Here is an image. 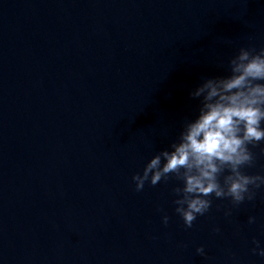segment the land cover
Instances as JSON below:
<instances>
[{
	"label": "water",
	"instance_id": "1",
	"mask_svg": "<svg viewBox=\"0 0 264 264\" xmlns=\"http://www.w3.org/2000/svg\"><path fill=\"white\" fill-rule=\"evenodd\" d=\"M250 44L264 0H0V264H264V190L185 228L172 181L132 180Z\"/></svg>",
	"mask_w": 264,
	"mask_h": 264
},
{
	"label": "clouds",
	"instance_id": "2",
	"mask_svg": "<svg viewBox=\"0 0 264 264\" xmlns=\"http://www.w3.org/2000/svg\"><path fill=\"white\" fill-rule=\"evenodd\" d=\"M226 73L203 77L189 92L190 99L199 101L195 117L185 118L177 138L132 177L137 192L145 184L172 181V204L185 228L209 212L213 198L228 200L225 216H231L232 208L255 201L264 190V173L246 171L256 166L253 149L264 155V47H239L228 58ZM169 220L164 213L162 223L167 226ZM255 222V216L247 218L249 225ZM251 243V252L264 258L260 241ZM195 252L206 256L203 245Z\"/></svg>",
	"mask_w": 264,
	"mask_h": 264
}]
</instances>
